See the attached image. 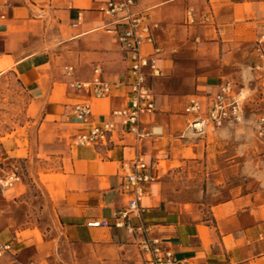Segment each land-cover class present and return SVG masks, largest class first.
Listing matches in <instances>:
<instances>
[{"label": "crops", "instance_id": "0c3cea01", "mask_svg": "<svg viewBox=\"0 0 264 264\" xmlns=\"http://www.w3.org/2000/svg\"><path fill=\"white\" fill-rule=\"evenodd\" d=\"M106 2L0 0L8 8L0 22V77L11 73L21 83L36 109L33 124L37 123L34 134L27 130L19 138L27 146L19 148L17 137L9 152L23 149L29 157L34 148L38 150L33 148V138L39 142L59 134L65 125L73 126L63 129L73 138L80 127L68 116L78 102L90 103L93 124L109 120L113 110L126 107L130 78L118 42L122 25L99 12ZM133 12L157 26L155 43L144 50L151 52L155 46L161 50L157 64L163 76L148 80L155 110L140 116L148 136L137 139L116 121L106 146H63L57 166L44 173L56 177L45 185L56 194L52 199L47 195L53 216L52 224H46L49 229L20 228L1 214L6 207L14 210L20 204L25 193L19 183L29 190L19 179L0 194V243L9 244L10 254L22 264H144L138 236L113 225V215L128 200L120 191L122 165L140 153L155 165V179L145 188L144 213L128 220L133 228L142 225L148 238L160 239L179 264H264V202L239 198L204 211L168 180L174 169L190 165L184 158L187 146L174 141L184 137L182 130L193 134L184 115L190 98L206 100L221 81L235 83L227 77L237 81L244 67L252 72L254 91L264 85V75L256 70L264 65L260 59L264 0H136ZM67 66L73 67L75 80L98 78L113 85L111 96L96 100L71 90ZM195 66L206 76L197 82L196 91L193 78L185 79L195 73ZM208 130L213 129L208 127L206 134ZM161 162L165 174L159 168ZM28 171V177L38 182L39 172ZM7 192L15 194L11 200L5 199ZM98 220H107L110 227L87 226ZM26 233L30 235L25 238ZM9 261L4 256L0 264Z\"/></svg>", "mask_w": 264, "mask_h": 264}, {"label": "rangeland", "instance_id": "374dc122", "mask_svg": "<svg viewBox=\"0 0 264 264\" xmlns=\"http://www.w3.org/2000/svg\"><path fill=\"white\" fill-rule=\"evenodd\" d=\"M194 68L195 73L184 78L187 81L193 78L196 91L197 82H203L206 76L201 74L202 68ZM251 73L244 67L237 81L234 77H227L244 88L246 100L241 124L208 130L204 136L182 130L180 135L184 134V137L179 139L177 136L178 139L174 140L179 146H187L184 158L189 160L190 165L174 169L168 180L172 188L190 196L204 211L239 198H247V202H264V140L257 134L258 119L264 116V89L261 86V89L254 91ZM30 99V95L11 73L0 77V173L17 170L20 181L29 186L26 192V188L19 183L18 188L25 193L21 196L20 204L14 210L6 207L1 214L9 224L12 222L20 228L35 227L37 230L53 222L47 207V195L52 199L56 194L45 185H49L56 177L44 173H49L57 166L63 146L73 144L71 134L63 130L72 129L73 126H61L59 134L55 133L39 142L33 138V148L37 147L38 150L34 148L29 157L23 149L9 152L10 144L17 137L16 145L19 148L26 147L28 143L19 138H24L27 130L34 134L37 127V123L33 124L36 109L30 105ZM159 168L163 173L167 172L164 162L159 164ZM30 169L39 172L38 182L28 177ZM14 195L7 192L5 199L11 200ZM1 221L4 223V220ZM35 233L38 234L37 231ZM29 235L26 233L23 237Z\"/></svg>", "mask_w": 264, "mask_h": 264}, {"label": "built area", "instance_id": "2783aa9c", "mask_svg": "<svg viewBox=\"0 0 264 264\" xmlns=\"http://www.w3.org/2000/svg\"><path fill=\"white\" fill-rule=\"evenodd\" d=\"M136 0H107L99 8V12L114 19L122 29L118 32L120 50L128 61L129 92L127 105L122 109L111 112L110 119L100 123H91L92 108L89 102H78L73 105L68 116L69 120L79 125L80 129L73 136V145L78 147L106 146L115 130L116 121L137 139L148 136L141 128L140 116L144 113H152L154 107V94L148 85V80L163 76L158 67V55L161 50L154 47L151 52L144 50L145 46L155 43L153 29L147 17L140 13H134ZM7 6L0 3V22L7 16ZM192 11L188 12L189 23ZM264 25V14L260 17ZM264 42V36L262 37ZM260 59H264V53L260 51ZM264 75V65L256 68ZM73 67H65L67 86L71 90L83 92L86 96L101 100L111 96L113 85L94 78L91 81L81 82L75 80ZM264 89V86H262ZM244 95L243 87L237 86L228 80L221 81L216 91L206 100L190 98L184 108V115L189 117L187 127L196 136H204L206 129L219 130L225 127L239 125L244 120ZM257 134L264 140V116L258 119ZM124 175L120 183V191L128 195V200L123 210L113 215V225L117 228H125L128 234L138 236V249L144 255V264H179L173 252L167 248L158 238H148L142 225L133 228L128 220L131 215L140 217L144 213L141 205L145 197V188L154 181L153 171L155 165L147 162L140 153H135L132 158L122 165ZM20 179L17 170L8 173H0V194L5 192ZM90 228H108L107 220L92 221L87 224ZM11 246L0 243V259L9 256L8 264H22L10 254Z\"/></svg>", "mask_w": 264, "mask_h": 264}]
</instances>
